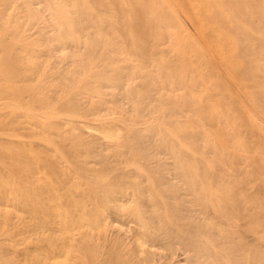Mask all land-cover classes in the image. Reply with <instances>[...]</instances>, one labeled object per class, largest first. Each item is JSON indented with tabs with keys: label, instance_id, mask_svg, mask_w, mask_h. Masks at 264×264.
<instances>
[{
	"label": "rangeland",
	"instance_id": "obj_1",
	"mask_svg": "<svg viewBox=\"0 0 264 264\" xmlns=\"http://www.w3.org/2000/svg\"><path fill=\"white\" fill-rule=\"evenodd\" d=\"M185 1H0V264H264V0Z\"/></svg>",
	"mask_w": 264,
	"mask_h": 264
},
{
	"label": "bare ground",
	"instance_id": "obj_2",
	"mask_svg": "<svg viewBox=\"0 0 264 264\" xmlns=\"http://www.w3.org/2000/svg\"><path fill=\"white\" fill-rule=\"evenodd\" d=\"M0 1H1V0H0ZM3 1H4V0H3ZM37 1H38V0H37ZM43 1L45 2V0H43ZM52 1H53V0H51L50 3H53ZM59 1H60V0H59ZM135 1H136V0H135ZM184 1H185V0H184ZM211 1H212V3H213V0H211ZM220 1H221V0H220ZM228 1H229V0H228ZM230 1H231V0H230ZM240 1H241V0H240ZM6 2H7V1H6ZM9 2H11V1H9ZM44 2H43V3H44ZM47 2H49V0H47ZM47 2H46V3H47ZM152 2H153V1H152ZM165 2H166L167 4H170V3H168L169 1H165ZM165 2H164V3H165ZM185 2L187 3V1H185ZM185 2H184V3H185ZM223 2H226V0L223 1ZM232 2H233V0H232ZM237 2H238V1H237ZM243 2H244V1H243ZM243 2H242V5L245 4V3L243 4ZM252 2H253V1H252ZM252 2H251V3H252ZM263 2H264V1H263ZM0 3H1V2H0ZM159 3H160V2H159ZM181 3H182V2H181ZM235 3H236V2L234 1V5H235ZM240 3H241V2H240ZM246 3H247V2H246ZM261 3H262V2H261ZM2 4L4 5L5 2H4V3H1V5H2ZM44 4H45V3H44ZM154 4H156V3H154ZM174 4H176L175 1H174ZM214 4H216V3H214ZM221 4H222V3H221ZM226 4L228 5V3H226ZM262 4H263V3H262ZM5 5H6V4H5ZM45 5H46V4H45ZM152 5H153V4H152ZM152 5H151L150 7H152ZM165 5H166V4H165ZM171 5H172V4H171ZM229 5H230V4H229ZM231 5H232V3H231ZM52 6H53V5H52ZM52 6H51V7H52ZM54 6H55V4H54ZM69 6H70V4H69ZM72 6H73V5H72ZM156 6H157V5H156ZM163 6H164V5H163ZM163 6H162V7H163ZM168 6H169V5H168ZM168 6H167V8H169ZM177 6H178V3H177ZM177 6H176V7H177ZM187 6H188V5H187ZM223 6H224V4H223ZM232 6H233V5H232ZM232 6H231V7H232ZM240 6H241V5H240ZM248 6H249V5H248ZM159 7H160V9H161V6H159ZM183 7L185 8V6H183ZM216 7H217V4H216ZM241 7H242V6H241ZM0 8H3V10H4V8H7V6H6V7H4V6L1 7V6H0ZM69 8H70V7H69ZM154 8H155V6H154ZM157 8H158V7H157ZM170 8H171V7H170ZM170 8H169V9H170ZM173 8H174V7H173ZM217 8H218V7H217ZM226 8H227V7H226ZM10 9H11V7H10ZM49 9H51V8H49ZM54 9H55V8H54ZM70 9H71V8H70ZM146 9H147V8H146ZM181 9H182V7H181ZM215 9H216V8H215ZM218 9H219V8H218ZM243 9H244V8H243ZM243 9H242V11H243ZM247 9H248V8H247ZM261 9H262V8H261ZM30 10H32V9H30ZM51 10H52V9H51ZM73 10H74V9H73ZM155 10H156V9H155ZM166 10H167V9H166ZM171 10H172V9H171ZM183 10H184V9H182V11H183ZM222 10H223V9H222ZM230 10H231V9H230ZM235 10L237 11V8H236V9L234 8V11H235ZM54 11H55V10H54ZM57 11H58V10H57ZM79 11H80V10H79ZM163 11H165V10L163 9ZM167 11H170V10H167ZM173 11H174V10H173ZM213 11L215 12L214 9H213ZM218 11H219V10H218ZM236 11H235V12H236ZM239 11H240V10H239ZM245 11H246V9H245ZM256 11H257V10H256ZM263 11H264V10H263ZM70 12H71V11H70ZM73 12H74V11H73ZM174 12H175V11H174ZM183 12H184V11H183ZM183 12H182V13H183ZM214 12H213V14H214ZM223 12H224V11H223ZM243 12H244V11H243ZM246 12H247V11H246ZM246 12H244V13H246ZM28 13H29V10H28ZM30 13H32V12H30ZM160 13H161V11H160ZM237 13H238V12H237ZM241 13H242V12H241ZM244 13H243V14H244ZM256 13H257V12H256ZM260 13H262V12L260 11ZM263 13H264V12H263ZM74 14H75V12H74ZM161 14H162V13H161ZM167 14H168V13H167ZM170 14H171V12H170ZM170 14H169V15H170ZM183 14H185V13H183ZM215 14H216V13H215ZM253 14H254V13H253ZM0 15H2V12H0ZM29 15H30V14H29ZM29 15H28V16H29ZM38 15H39V14H38ZM75 15H76V14H75ZM148 15H149V14H148ZM163 15H164V14H163ZM169 15H168V16H169ZM185 15H186V14H185ZM225 15H226V14H224V16H225ZM246 15H247V13H246ZM260 15H261V14H260ZM31 16H33V14H32ZM96 16H97V13H96ZM153 16H154V15H153ZM166 16H167V15H166ZM168 16H167V17H168ZM186 16H187V15H186ZM217 16H218V14L216 15V17H217ZM219 16H220V13H219ZM219 16L217 17L218 19L221 18V17H219ZM261 16H263V14H262ZM33 17H34V16H33ZM73 17H74V15H73ZM79 17H80V16H79ZM145 17H146V16H145ZM163 17H164V16H163ZM213 17H214V15H213ZM250 17H251V14H250ZM42 18H43V17H42ZM50 18H51V17H50ZM85 18H86L85 16L82 17L83 20H84ZM95 18H96V17H95ZM261 18H262V17H261ZM9 19H10V18H9ZM51 19H52V18H51ZM73 19H74V18H73ZM78 19H79V18H78ZM156 19H157V18H156ZM165 19H166V18H165ZM168 19H169V18H168ZM222 19H224V18H222ZM241 19H242V16H241ZM243 19H245V18L243 17ZM247 19H248V18H247ZM262 19H263L262 21L264 22V18H262ZM0 20H1V19H0ZM3 20H4V19H3ZM83 20L81 21V23L85 21V20H84V21H83ZM157 20L160 21V19H157ZM169 20H170V19H169ZM182 20H183V19L180 18V21H182ZM211 20H212V19H211ZM249 20H251V19L249 18ZM62 21H63V20H62ZM62 21H61L60 23H62ZM74 21H75V19H74ZM78 21H79V20H78ZM159 21H158V22H159ZM166 21H167V20H166ZM212 21H213V20H212ZM245 21H246V20H245ZM1 22H2V21H1ZM4 22L7 23V21H4ZM8 22H9V21H8ZM10 22H11V21H10ZM14 22H15V21H14ZM178 22H179V21H178ZM219 22H220V21H219ZM223 22H224V20H223ZM226 22H228V21H226ZM234 22H235V21H234ZM248 22H249V21L247 20V23H248ZM6 23H5V24H6ZM17 23H18V22H17ZM182 23H183V21H182ZM217 23H218V21H217ZM244 23H245V22H243L242 24H244ZM247 23H245V24H247ZM5 24H3V25H5ZM9 24H10V23H9ZM79 24H80V23H78V24L76 23V25H79ZM100 24H101V23H100ZM157 24H158V23H157ZM159 24H160V23H159ZM176 24H177V22L175 23V25H176ZM199 24H200V23H199ZM212 24H213V23H212ZM215 24H216V22H215ZM220 24H221V22H220ZM224 24H226V23H224ZM240 24H241V23H240ZM242 24H241V25H242ZM245 24H244V25H245ZM251 24H252V23H251ZM251 24H249V25H251ZM258 24H259V23H258ZM261 24H262V23H261ZM263 24H264V23H263ZM263 24H262V25H263ZM0 25H1V23H0ZM6 25H7V24H6ZM13 25H14V23H13ZM60 25H61V24H60ZM113 25H114V24H113ZM113 25H112V26H113ZM117 25H118V24H117ZM192 25H193V24H192ZM221 25H222V24H221ZM244 25H243V26H244ZM262 25H261V26H262ZM1 26H2V25H1ZM9 26H10V25H9ZM15 26H16V25H15ZM43 26H44V25H43ZM157 26L159 27L160 25H157ZM176 26H177V25H176ZM176 26H175V27H176ZM184 26H185V24H184ZM193 26H194V25H193ZM252 26H253V25H252ZM6 27H7V26H6ZM6 27H5V29H7ZM74 27H75V25H74ZM79 27H80V26H79ZM81 27H82V26H81ZM225 27H226V26H225ZM258 27H260V26H258ZM2 28H3V27H2ZM2 28H1V29H2ZM82 28H83V27H82ZM84 28H85V26H84ZM112 28H113V27H112ZM112 28H111V26H110V30H111L110 32H112V30H114V29H112ZM162 28H163V27H162ZM172 28H174V27H171V31L173 30ZM177 28H178V27H177ZM182 28H183V26H182ZM248 28H249V27H248ZM8 29H10V28L8 27ZM15 29H16V28H15ZM55 29H56V27H55ZM55 29H54V30H55ZM86 29H87V28H86ZM86 29H84V30H86ZM196 29H197V28H196ZM222 29H223V28H222ZM227 29H228V28H227ZM229 29H230V28H229ZM240 29H241V28H240ZM252 29H253V28H252ZM252 29H251V30H252ZM3 30H4V29H3ZM3 30H0V31L5 32V31H3ZM10 30H12V29H10ZM20 30H21V29H20ZM81 30H82V29H81ZM102 30H103V29H102ZM116 30H117V29H116ZM167 30H168V29H166V31H167ZM180 30H181V29H180ZM203 30H204V29H203ZM15 31L18 32L17 29H16ZM86 31H87V30H86ZM95 31H96V29H95ZM108 31H109V30H108ZM249 31H250V30H249ZM2 32H0V33L2 34ZM19 32H21V31H19ZM19 32H18V33H19ZM57 32H58V31H57ZM84 32H85V31H84ZM84 32H83V33H84ZM102 32H104V31H102ZM110 32H109V33H110ZM167 32H168V33H166V34L169 35V31H167ZM180 32H181V31H180ZM21 33H22V32H21ZM59 33H60V32H59ZM76 33H78V32H76ZM85 33H86V32H85ZM96 33H97V32H96ZM105 33H106V32H105ZM113 33H115V32L113 31ZM113 33H112V35H114ZM118 33H119V32H118ZM162 33H163V32H162ZM205 33H207V32H205ZM213 33H214V32H213ZM247 33H248V32H247ZM3 34H4V33H3ZM16 34H17V33H16ZM22 34H24V33H22ZM49 34H50V33H49ZM68 34H69V32H68ZM86 34H87V33H86ZM90 34L92 35V34H94V33H91V32H90ZM90 34H89V35H90ZM115 34H116V33H115ZM189 34H190V33H189ZM191 34H192V33H191ZM194 34H195V33H194ZM200 34H202V32H201ZM207 34H208V33H207ZM207 34H203V35H204V37H207V38L210 40V38H209V36H208ZM255 34H256V33H255ZM19 35H20V33H19ZM42 35H43V34H42ZM44 35H46V33H45ZM47 35H48V34H47ZM56 35H57V33H56ZM59 35H62V34H59ZM59 35H58V36H59ZM81 35H83V34L81 33ZM81 35H79V36H81ZM110 35H111V34H110ZM126 35H127V34H126ZM159 35H160V34H159ZM164 35H165V33H164ZM206 35H207V36H206ZM251 35H252V34H251ZM16 36H17V35H16ZM74 36H75V35H74ZM87 36H88V35H87ZM166 36H167V35H166ZM191 36H192V35H191ZM197 36H198V35H197ZM23 37H24V36H22V38H23ZM25 37H26V35H25ZM25 37H24V38H25ZM27 37H30V36H27ZM66 37H67V35H66ZM113 37H114V36H113ZM113 37H112V38H113ZM121 37H122V36H121ZM179 37H180V36H179ZM257 37H258V36H257ZM257 37H256V38H257ZM114 38H117V35H116V37H114ZM124 38H125V37H124ZM164 38H165V37H164ZM166 38H168V37H166ZM181 38H182V35H181ZM192 38L195 40L194 36H192ZM57 39H58V37H57ZM81 39H82V38H81ZM119 39H120V38H119ZM203 39L205 40V38H203ZM253 39H254V38H253ZM258 39H259V38H258ZM64 40H65V39H64ZM113 40H115V39H112L111 42H114ZM169 40H170V39H169ZM189 40H190V39H189ZM200 40H201V39H200ZM213 40H214V39H213ZM251 40H252V37H251ZM54 41H55V40H54ZM65 41H66V40H65ZM106 41H108V40H106ZM115 41H117V40H115ZM206 41H207V40H206ZM206 41H205V42H206ZM261 41H262V40H261ZM62 42H63V41H62ZM111 42H110V43H111ZM124 42H125V41H124ZM195 42H196V40H195ZM64 43H65V42H64ZM69 43H71V42H69ZM115 43H116V42H115ZM119 43H120V41H119ZM126 43H127V42H126ZM262 43H263V42H262ZM113 44H114V43H113ZM122 44H123V43L121 42V45H122ZM203 44H204V43H203ZM207 44H208V42H207ZM263 44H264V43H263ZM104 45H105V44H104ZM111 45H112V43H111ZM117 45H118V44H117ZM119 45H120V44H119ZM119 45H118V46H119ZM195 45H196V43H195ZM209 45H210V44H209ZM23 46H25V45H23ZM114 46H116V45H114ZM197 46H198V42H197ZM200 46L202 47L203 45L201 44ZM213 46H214V44H213ZM261 46H262V44H261ZM18 47H19V46H18ZM20 47H21V46H20ZM26 47H27V46H26ZM116 47H117V46H116ZM116 47H115V48H116ZM208 47H209V46H208ZM250 47H251V46H250ZM262 47H263V46H262ZM21 48H22V47H21ZM105 48H106V47H105ZM120 48L123 50L122 47H119V49H120ZM125 48H127V47H125ZM205 48H206V47H205ZM51 49H52V48H51ZM119 49H118V47H117V50H118V51H121V49H120V50H119ZM196 49H197V48H196ZM199 49L201 50L200 47H199ZM202 49H203V48H202ZM206 49H207V48H206ZM209 49H210V48H209ZM259 49H260V48H259ZM126 50H127V49H126ZM193 50H194V48H193ZM212 50H213V49H212ZM64 51H65V50H64ZM118 51H117V52H118ZM123 51H124V50H123ZM197 51H198V50H197ZM201 51H202V50H201ZM201 51H200V52H201ZM204 51H205V50H204ZM210 51H211V50H210ZM260 51H261V49L259 50V52H260ZM34 52H35V51H34ZM37 52H38V51H37ZM37 52H36V55H37ZM124 52H125V51H124ZM127 52H128V51H127ZM195 52H196V51H195ZM237 52H238V51H237ZM237 52H236V53H237ZM118 53H119V52H118ZM121 53H122V52H121ZM125 53H126V52H125ZM125 53H124V54H125ZM208 53H209V52H208ZM208 53H206V54H208ZM214 53H215V52H214ZM19 54L21 55L20 52H19ZM34 54H35V53H34ZM119 54H120V53H119ZM128 54H129V53H128ZM128 54H127L126 56H129ZM201 54H202V53H201ZM204 54H205V53H204ZM20 55H19V56H20ZM122 55H123V53H122ZM202 55H203V54H202ZM120 56H121V54H120ZM209 56H210V55H209ZM212 56H213V55H212ZM217 56H218V55H217ZM236 56H238V54H237ZM20 57H21V56H20ZM23 57H24V56H22V58H23ZM124 57H125V56H124ZM124 57H123V58H124ZM218 57H219V56H218ZM29 58H30V57H29ZM120 58H122V57H120ZM126 58H127V57H126ZM128 58H129V57H128ZM128 58H127V60H128ZM206 58H207V56H206ZM210 58L212 59V57H210ZM215 58H216V57H215ZM224 58H225V57H224ZM218 59H219V58H218ZM20 60H21V59H20ZM116 60H118V57L116 58ZM119 60H120V59H119ZM123 60H125V59H123ZM130 60H131V59H130ZM220 60H221V59H220ZM21 61H22V60H21ZM26 61L28 62L27 59H26ZM215 61H216V60H215ZM215 61H214V62H215ZM83 62H85V61H83ZM133 62H135V61H133ZM212 62H213V61H212ZM220 62H222V61H220ZM256 62H257V61H256ZM35 63H36V62H35ZM114 63H115V62H114ZM117 63H118V62H117ZM126 63H127V62H126ZM135 63H136V62H135ZM209 63H210L211 65L214 64V63H211L210 61H209ZM209 63H208V64H209ZM26 64H27V63H26ZM29 64H30V63H29ZM29 64H27V65H29ZM38 64H39V63H38ZM111 64H113V63H111ZM130 64H131V63H130ZM177 64H178V63H177ZM221 64H222V63H221ZM261 64H262V63H261ZM31 65H32V64H31ZM31 65L28 66V67H32ZM127 65H128V63H127ZM222 65H223V64H222ZM258 65H259V64H258ZM21 66H23V64H22ZM178 66H179V65H178ZM214 66H216V65H214ZM255 66H256V65H255ZM125 67H126V65H125ZM182 67H183V66H182ZM217 67H218V66H217ZM259 67H260V66H259ZM24 68H25V67H24ZM35 68H36V67H35ZM127 68H128V67H127ZM180 68H181V67H180ZM176 69H177V67H176ZM181 69H182V68H181ZM255 69H258V68H255ZM260 69H261V68H260ZM260 69H259V70H260ZM263 69H264V68H263ZM21 70H22V69H21ZM25 70H26V69H25ZM31 70H32V69H31ZM123 70H124V69H123ZM129 70H130V69H129ZM226 70H227V69H226ZM226 70H225V71H226ZM234 70H235V69H233V71H234ZM29 71H30V70H29ZM29 71H28V72H29ZM177 71H180V70H177ZM23 72H24V71H23ZM31 72H32V71H31ZM131 72H132V71H131ZM131 72H130V73H131ZM229 72H230V71H228V73H229ZM260 72H262V71H260ZM33 73H34V71H33ZM123 73H124V72H123ZM29 74L32 75L31 73H29ZM222 74H223V73H222ZM25 75H26V73H25ZM25 75H24V76H25ZM123 75H124V74H123ZM34 76H35V75H34ZM121 76H122V74H121ZM28 78H31V76L28 77ZM35 78H36V76H35ZM232 78H233V77H232ZM23 79L26 80L27 77H26V79H25V77H24ZM33 79H34V77H33ZM33 79H32V81H33ZM68 79H69V78H68ZM104 79H106V78H104ZM122 79H123V77H122ZM125 79H126V78H125ZM125 79H124V80H125ZM100 80H101V79H100ZM127 80H128V79H127ZM130 80H131V79H130ZM181 80H182V78H181ZM185 80H187V79H184V80H182V81L184 82ZM191 80H192V79H191ZM233 80H234V79H233ZM28 81H29V80H28ZM97 81H99V80H97ZM188 81H190V80H188ZM5 82H6V81H5ZM5 82H4V83H5ZM22 82H25V81L22 80ZM29 82H30V81H29ZM87 82H88V80H87ZM91 82H92V81H91ZM101 82H102V81H101ZM125 82H127V81H125ZM134 82H135V81H134ZM94 83H95V82H94ZM104 83H105V82H104ZM186 83H187V81H186ZM190 83H191V82H190ZM190 83H189V84H190ZM222 83H225V82L223 81ZM163 84L166 85L165 83H163ZM189 84L187 83L186 86L189 85ZM225 84H226V83H225ZM5 85H8V84H5ZM9 85H10V84H9ZM9 85H8V86H9ZM180 85H182V84H180ZM237 85L239 86V84H237ZM29 86H30V85H29ZM31 86H33V85H31ZM34 86H35V85H34ZM34 86H33V87H34ZM87 86H88V85H87ZM186 86L184 87V85H183V86H181V87H182V89H185ZM26 87H27V86H26ZM33 87H32V89H33ZM36 87H37V86H36ZM108 87H109V86H108ZM110 87H111V86H110ZM119 87H121V86H119ZM183 87H184V88H183ZM187 87H188V86H187ZM225 87H226V86H225ZM6 88H7V86H6ZM11 88H12V86H11ZM14 88H16V87H14ZM18 88H19V87H18ZM30 88H31V87H30ZM72 88H73V87H72ZM98 88H99V87H98ZM106 88H107V87H106ZM234 88H235V86H234ZM4 89H5V88H4ZM34 89H35V88H34ZM86 89H87V88H86ZM94 89H95V88H94ZM99 89H100V88H99ZM22 90H23V89H22ZM26 90H27V89H26ZM30 90H31V89H30ZM35 90H36V89H35ZM35 90L32 92V94H34ZM40 90H41V89H40ZM90 90H91V89H90ZM194 90H195V89H194ZM226 90H228V89H226ZM239 90H240V89H239ZM1 91H2V90H1ZM18 91H19V94H20V90H17L16 92H18ZM31 91H32V90H31ZM85 91H86V90H85ZM200 91H201V90H200ZM237 91H238V90H237ZM242 91H243V90H242ZM244 91H245V90H244ZM6 92H7V91H6ZM14 92H15V91H14ZM16 92H15V93H16ZM43 92H44V91H43ZM171 92H172V91H171ZM192 92H193V89H192ZM194 92H195V91H194ZM201 92H202V91H201ZM0 93H1V92H0ZM3 93H4V92H2V94H3ZM23 93H29V91L27 92V91H24V90H23ZM23 93H22V95H23ZM35 93H37V92H35ZM38 93H40L39 89H38ZM44 93H45V92H44ZM49 93H50V92H49ZM57 93H58V92L55 93V96H56ZM80 93H81V92H80ZM84 93H85V92H84ZM87 93H88V92H87ZM93 93H94V92H93ZM196 93H197V92H196ZM202 93H203V92H202ZM202 93H200V94H202ZM232 93H234V92H232ZM245 93H246V92H245ZM248 93H249V92H247V95H248ZM4 94H6V93H4ZM7 94H8V92H7ZM41 94H42V91H41ZM45 94H47V93H45ZM52 94L54 95V93H52ZM193 94H194V93H193ZM242 94L244 95V93H242ZM10 95H11V93H10ZM10 95H9V97H10ZM24 95L26 96V94H24ZM27 95H28V94H27ZM49 95H50V94H49ZM78 95H79V94H78ZM85 95H86V94H85ZM89 95H90V94H89ZM237 95L240 96V94H237ZM252 95H253V94H252ZM259 95H260V94H259ZM14 96H16V94H15ZM14 96L12 95V97H14ZM29 96H30V95H29ZM73 96H74L75 99H77V98H82V97L84 98V96H82V95H81V97H80V96L77 97V96H75V94H73ZM91 96H92V95H91ZM202 96H203V95H202ZM239 96H238V97H239ZM263 96H264V95H263ZM263 96H262V97H263ZM19 97H21V96H19ZM19 97L17 96L16 98H19ZM27 97H28V96H27ZM30 97H32V96H30ZM33 97H34V96H33ZM41 97H42V96H41ZM49 97H51V96H49ZM76 97H77V98H76ZM95 97H96V95H95ZM192 97H193V96H192ZM194 97H195V96H194ZM198 97H199V96H198ZM232 97H233V96H232ZM234 97H235V96H234ZM245 97H246V96H245ZM6 98L8 99V95H7ZM10 98H11V97H10ZM36 98H37V97L35 96L34 99H36ZM57 98H58V97H57ZM86 98H88V97H86ZM89 98H91V97H89ZM230 98H231V97H230ZM230 98H229V99H230ZM239 98H240V97H239ZM246 98H247V97H246ZM251 98L254 99V97H251ZM7 99H6V101H7ZM11 99H12V98H11ZM14 99H15V98H13V100H14ZM25 99H26V98H23V101H24ZM39 99H42V98H39ZM39 99L37 100L38 102L41 101V100H39ZM43 99H44V98H43ZM53 99H54V98H53ZM100 99H101V98H100ZM192 99H193V98H192ZM203 99H204V98H203ZM249 99H250V98H249ZM253 99H252V100H253ZM15 100H16V99H15ZM20 100H22V98H21ZM28 100H29V99H28ZM32 100H33V99H32ZM45 100H46V99H45ZM45 100H44V101H45ZM73 100H74V99H73ZM79 100H80V99H78V101H79ZM92 100H93V98H92ZM95 100H96V99H95ZM97 100L99 101L98 98H97ZM250 100H251V99H250ZM3 101H4V99H3ZM8 101H9V100H8ZM29 101H30V100H29ZM52 101H53V100H52ZM57 101H58V99H57ZM75 101H76V100H75ZM83 101H84V100H83ZM87 101H88V100H87ZM101 101H102V100H101ZM195 101H196V100H194V102H193L194 104H195ZM203 101H204V100H203ZM18 102H19V101H18ZM79 102H82V101H79ZM197 102H198V101H197ZM248 102H249V101H248ZM24 103H25V102H24ZM27 103H29V102L27 101L25 104H27ZM32 103H33V102H32ZM34 103H35V102H34ZM36 103H37V102H36ZM66 103H67V102H66ZM66 103H65V104H66ZM94 103H95V102H94ZM96 103H97V101H96ZM96 103H95V104H96ZM199 103H200V102H199ZM199 103H198V104H199ZM203 103H204V102H203ZM22 104H23V103H22ZM38 104H39V103H38ZM62 104H63V103H62ZM97 104H98V103H97ZM97 104H96V105H97ZM101 104H102V102H101ZM103 104H104V103H103ZM105 104H107V103H105ZM204 104H205V103H204ZM20 105H21V104H20ZM28 105H29V104H28ZM30 105H31V103H30ZM33 105H35V104H33ZM67 105H68V104H67ZM79 105H80V104H79ZM201 105H202V104H201ZM4 106H6V105H4ZM65 106H66V105H65ZM65 106H64L63 109L66 108ZM80 106H81V105H80ZM84 106L86 107V105H84ZM205 106H206V105H205ZM242 106H244V105H242ZM17 107H18V106H17ZM40 107H41V106H40ZM61 107H62V106H61ZM61 107H60V110L62 109ZM94 107H96V106H94ZM98 107H99V106H98ZM101 107H103V106L101 105ZM202 107H204V106H202ZM36 108H38L37 105H36ZM44 108H46V107H44ZM44 108H43V109H44ZM58 108H59V107H58ZM86 108H88V107H86ZM90 108H91V107H90ZM206 108H207V107H206ZM210 108H211V107H210ZM210 108H209V110H210ZM242 108H243V107H242ZM21 109H22V107H21ZM21 109H19V110H21ZM40 109H41V108H40ZM92 109H94V108H92ZM244 109H245V108L241 109V111H243ZM13 110H14V109H13ZM47 110H48V109H47ZM55 110H56V109H55ZM58 110H59V109H58ZM94 110H95V109H94ZM94 110H91V113H92ZM17 111H18V109H17ZM22 111H23V109H22ZM64 111H65V110H64ZM70 111H71V110H70ZM89 111H90V110H89ZM98 111H99V110H98ZM244 111H247V110H244ZM8 112H9V111H8ZM11 112H12V111H11ZM27 112H28V111H27ZM35 112H36V111H35ZM62 112H63V111H62ZM67 112H68V110H67ZM67 112H66V113H67ZM75 112H76V111H75ZM101 112H102V111H100V112H98V113L100 114ZM24 113H26V112H24ZM37 113H39V112H37ZM45 113H46V112H45ZM50 113H51V112H50ZM60 113H61V112H60ZM71 113H72V111H71ZM88 113H89V112H88ZM91 113H89V114H91ZM93 113H94V112H93ZM96 113H97V112H96ZM107 113H108V112H107ZM212 113H213V112H212ZM26 114H27V113H26ZM30 114H31V113H30ZM39 114H41V113H39ZM69 114H70V112H69ZM242 114H243V113H242ZM37 115H38V114H37ZM74 115H75V114H74ZM76 115H79V114H76ZM105 115H106V114H104V116H105ZM214 115H215V114H214ZM17 116H19V115H17ZM17 116H16V117H17ZM40 116H41V115H40ZM88 116H89V115H88ZM90 116H91V115H90ZM94 116H95V118H98L96 115L93 114V117H94ZM215 116H216V115H215ZM13 117L15 118V116H13ZM13 117H12V118H13ZM34 117H35V116H34ZM36 117H37V116H36ZM47 117H48V116H47ZM49 117H51V116H49ZM58 117H59V116H58ZM62 117H64V116H62ZM80 117H81V116H80ZM105 117H108V116H105ZM105 117H104V118H105ZM212 117H213V116H212ZM45 118H46V116L43 118V120H44ZM60 118H61V116H60ZM65 118H66V117H65ZM72 118H73V117H72ZM77 118H78V117H76V119H77ZM83 118H84V117H83ZM86 118H87V117L85 116V119H86ZM90 118H91V117H90ZM247 118H248V117H247ZM24 119H25V118H24ZM35 119H36V118H35ZM40 119H41V117H40ZM46 119H47V118H46ZM74 119H75V118H74ZM88 119H89V118H87V120H88ZM93 119H94V118H93ZM109 119H110V118H109ZM252 119H253V118H252ZM3 120H4V119H3ZM22 120H23V119H22ZM29 120H30V119H29ZM60 120H63V119H60ZM79 120H80V119H79ZM81 120H82V119H81ZM87 120H86V121H87ZM91 120H92V119H91ZM97 120L99 121V119H97ZM100 120H101V119H100ZM248 120H250V118H248ZM16 121H17V120H16ZM23 121H24V120H23ZM23 121H22V122H23ZM38 121H40V120H38ZM47 121H48V120H47ZM93 121H94V120H93ZM95 121H96V120H95ZM255 121H256V120H255ZM18 122H19V121H18ZM25 122H26V121H25ZM52 122H53V121H52ZM52 122H50V123H52ZM58 122H60V121H58ZM109 122H110V121H109ZM250 122H251V121H250ZM26 123H27V122H26ZM60 123H61V122H60ZM60 123H59V124H60ZM90 123H91V122H90ZM19 124H20V123H19ZM23 124H25V123H23ZM52 124H54V123H52ZM59 124H57V125L60 127V126H61L62 124H64V123H62L61 125H59ZM79 124H80V123H79ZM79 124H77V127L79 126ZM115 124H116V123H115ZM2 125H3V124H2ZM21 125H22V124H21ZM21 125H20V126H21ZM27 125H28V123L26 124V126H27ZM57 125H56V126H57ZM80 125H81V124H80ZM92 125H93V123H92ZM106 125H107V124H106ZM106 125H105V126H106ZM124 125H125V124H124ZM28 126H29V125H28ZM56 126H53V128L56 127ZM64 126H65V125H64ZM83 126H84V125L82 124V127H83ZM85 126H86V125H85ZM101 126H103V125H101ZM108 126H109V125H108ZM125 126H126V125H125ZM256 126H257V125H256ZM24 127H25V126H24ZM30 127H31V126H30ZM51 127H52V125H51ZM62 127H63V125H62ZM126 127H127V126H126ZM252 127H253V126H252ZM35 128L37 129V127H35ZM68 128H70V130L72 129V127L69 126V125H68ZM78 128H79V127H78ZM80 128H81V127H80ZM84 128H85V127H84ZM123 128H125V127H123ZM40 129H41V127H40ZM51 129H52V128H51ZM56 129H57V128H56ZM60 129H61V127H60L59 129H57V131L60 130ZM85 129H86V128H85ZM85 129H84V130H85ZM27 130H28V129H27ZM30 130H33L32 127L30 128ZM41 130H42V129H41ZM48 130H49V129H48ZM48 130H47V131H48ZM77 130H79V129H77ZM86 130H87V129H86ZM86 130H85V131H86ZM206 130H207V129H206ZM212 130H214V129H212ZM262 130H263V129H262ZM21 131H22V130H21ZM23 131H25V130H23ZM36 131L39 133V130H36ZM45 131H46V130H45ZM52 131L54 132V129H53ZM52 131H50V132L52 133ZM57 131H56V132H57ZM80 131H81V130H80ZM96 131H97V130H96ZM118 131H119V130H118ZM209 131H210V130H209ZM209 131L207 130V132H209ZM215 131H216V130H215ZM215 131H214V132H215ZM257 131H258V130H257ZM30 132H31V131H30ZM33 132H34V131H33ZM61 132H62V131H61ZM70 132L73 133V131H70ZM70 132H69L68 134H70ZM86 132H89V130H87ZM91 132H92V131H91ZM91 132H90V133H91ZM124 132H125V131H124ZM203 132H204V131H203ZM212 132H213V131H212ZM216 132L219 133L218 130H217ZM216 132H215V133H216ZM262 132H263L262 134H264V131H262ZM27 133H29V132H27ZM59 133H60V132L58 131V132L56 133V135L59 134ZM72 133H71V134H72ZM96 133H97V132H96ZM1 134H2V133H1ZM52 134H53V133H52ZM52 134H51V137H53V135L56 136L55 134H53V135H52ZM63 134H64V133H63ZM63 134H62V135H63ZM65 134H66V133H65ZM71 134H70V135H71ZM86 134H87V133H86ZM123 134H124V133H123ZM204 134H208V133L204 132ZM260 134H261V132H260ZM260 134H259V135H260ZM32 135H33V134H32ZM42 135H43V134H42ZM49 135H50V134H49ZM59 135H60V134H59ZM94 135H95V136H94ZM94 135L92 134L91 136H92V137H93V136L96 137V134H94ZM98 135H99V134H98ZM100 135H101V134H100ZM108 135H109V134H108ZM208 135H210V137L207 138V141L209 140V138H211V137L213 136V134H210V132H209ZM211 135H212V136H211ZM214 135H216V134H214ZM3 136H4V135H3ZM91 136H90V137H91ZM218 136H220V133L218 134ZM16 137H17V136H16ZM49 137H50V136H49ZM56 137H60V136L57 135ZM62 137H63V136H62ZM94 137H93V138H94ZM102 137H103V136H102ZM104 137H105V136H104ZM104 137H103V138H104ZM108 137H109V136H108ZM119 137H121V136H119ZM124 137H125V136H124ZM99 138H100V137L98 136V139H99ZM105 138H106V137H105ZM263 138H264V137H263ZM4 139H5V138H4ZM95 139H96V138H95ZM98 139H96V140H98ZM100 139H101V138H100ZM100 139H99V140H100ZM118 139H120V138H118ZM123 139H124V138H123ZM9 140H10V139H9ZM87 140H88V139H87ZM109 140H110V139H109ZM121 140H122V138H121ZM211 140L214 141V139H211ZM93 141H94V140H93ZM118 141H119V140H118ZM215 141H216V139H215ZM215 141H214V142H215ZM218 141H219V140H218ZM37 142H38V141H37ZM37 142H36V143H37ZM83 142H84V141H83ZM86 142L89 143V141H86ZM121 142H122V141H121ZM210 142H211V141H210ZM214 142H213V143H214ZM220 142H221V141H220ZM220 142H219V144H220ZM7 143H8V142H7ZM39 143H40V142H39ZM39 143L36 144V145H39ZM94 143H95V142H94ZM118 143H119V142H118ZM118 143L116 142L115 144H117V146H118ZM211 143H212V142H211ZM80 144H81V143H80ZM84 144H85V143H84ZM84 144H83V146H84ZM107 144H108V143H107ZM119 144H121V143H119ZM219 144H218V145H219ZM223 144H224V143H223ZM223 144L221 143V145H219V146H222ZM40 145L43 146L44 144H40ZM45 145H46V144H45ZM92 145H93V143H92ZM87 146H88V145H87ZM94 146H95V145H94ZM94 146H92V147H94ZM115 146H116V145H115ZM117 146H116V147H117ZM214 146L217 147L215 144H214ZM39 147H40V146H39ZM44 147H45V146H44ZM44 147H42V148H44ZM47 147H49V146H47ZM85 147H86V146H85ZM92 147H91V145H90V148L87 147V151L90 150V149H92ZM112 147H114V146H112ZM112 147H111V148H112ZM94 148H95V147H94ZM1 149H2V148H1ZM47 149H48V148H47ZM49 149H50V148H49ZM49 149H48V150H49ZM220 149H222V147H221ZM23 150H24V149H23ZM23 150L21 149V151H23ZM82 150H83V149H82ZM94 150H95V149H94ZM3 151H4V150H3ZM28 151H29V150H28ZM28 151H27V154H28ZM4 152H5V151H4ZM23 152H24V151H23ZM23 152H21V153H23ZM48 152H49V151H48ZM51 152H52V151H51ZM88 152H89V151H88ZM88 152H87V153H88ZM92 152H96V151H93V150H92ZM87 153H86V154H87ZM92 154H93V153H92ZM17 155H18V154H17ZM23 155H25V154L23 153ZM90 155H91V154H90ZM25 156H27V155H25ZM93 156H94V155H93ZM23 157H24V156H23ZM27 157H28V156H27ZM29 157H30V156H29ZM31 158H32V156H31ZM30 160H31V159H30ZM32 160H33V159H32ZM82 162H83V161H82ZM24 163H25V162H24ZM21 165H22V164H21ZM19 170H20V169H19ZM37 170H38V169H37ZM22 171H23V170H22ZM63 171H64V170H63ZM35 172H36V171H35ZM37 172H38V171H37ZM33 173H34V172H33ZM33 173H32V176H33ZM42 173H43V170H42ZM141 173H142V172H141ZM34 174H35V173H34ZM36 174H37V173H36ZM38 174H39V172H38ZM43 174H44V173H43ZM7 175H8V174H7ZM84 175H85V174H84ZM88 175H89V174H88ZM116 175H117V174H116ZM30 176H31V175H30ZM34 176H35V175H34ZM39 176H40V175H39ZM41 176H44V175L41 174ZM35 177H38V175L35 176ZM53 177H54V176H53ZM9 178H10V177H9ZM32 178H33V177H32ZM42 178H43V177H42ZM34 179H35V178H34ZM38 179H39V178H38ZM59 179H60V178H59ZM96 179H97V178H96ZM101 179H102V178H101ZM124 179H125V178H124ZM35 180H36V182H37V179H35ZM35 180H34V181H35ZM40 180H41V179H40ZM42 180H43V183H45L46 179H42ZM44 180H45V181H44ZM77 180H78V179H77ZM114 180H115V179H114ZM121 180H122V179H121ZM21 181H22V180H21ZM23 181H24V180H23ZM28 181H31V180H27V182H28ZM38 182H39V181H38ZM56 182H57V181H56ZM60 182H61V181H60ZM101 182H102V181H101ZM115 182H116V181H115ZM125 182H126V181H125ZM13 183H14V182H13ZM40 183H41L40 185H43V184H42V181H41ZM61 183H62V182H61ZM69 183H70V182H69ZM72 183H74V181H73ZM81 183H82V182H81ZM107 183H108V182H107ZM109 183L111 184V182H109ZM122 183H123V182H122ZM1 184H2V183H1ZM4 184H5V182H4ZM6 184H7V183H6ZM29 184H30V183H29ZM45 184H47V182H46ZM57 184H58V183H57ZM77 184H78V183H77ZM114 184H115V183H114ZM128 184H129V183H127V185H128ZM7 185H8V184H7ZM31 185H32V184H31ZM38 185H39V183H38ZM38 185H37V186H38ZM48 185H49V184H48ZM48 185H47V188H48ZM85 185H86V184H84V186H85ZM97 185H98V184H97ZM108 185H109V184H108ZM115 185H117V183H116ZM132 185H133V184H132ZM11 186H12L11 188H15L16 185L14 186V184H13V185H11ZM13 186H14V187H13ZM21 186H22V185H21ZM65 186H66V185H65ZM79 186H80V185H79ZM81 186H83V184H82ZM117 186H118V185H117ZM123 186H124V185H122V187H123ZM130 186H131V184H130ZM1 187H3V186H1ZM4 187H5V189H6L7 186H4ZM38 187H39V186H38ZM42 187H43V186H42ZM44 187H46V186H44ZM87 187H88V185H87ZM104 187H105V186H104ZM112 187H114V186H112ZM112 187H111V188H112ZM118 187H119V186H118ZM122 187H120V188H122ZM124 187H125V186H124ZM124 187H123V189H124ZM131 187H132V186H131ZM92 188H93V187H92ZM128 188H130V187H128ZM1 189H2V188H1ZM8 189H10L9 186H8ZM26 189H27V188H26ZM28 189H29V188H28ZM28 189H27V190H28ZM48 189H50V188H48ZM98 189H99V188H98ZM114 189H115V188H114ZM123 189H122V190H123ZM125 189H126V188H125ZM125 189H124V191H125ZM3 190H4V188H3L2 190H0V191H3ZM14 190H16V189H14ZM18 190H19V189H18ZM18 190H17V193H18ZM39 190H40V189H39ZM44 190H46V189H44ZM95 190H96V188H95ZM106 190H109V187H108ZM111 190H112V189H111ZM111 190H110V191H111ZM10 191H12V190H10ZM10 191L7 190L6 192H8V194L10 195V193H9ZM40 191L43 192V190H40ZM49 191H52V190L50 189V190H48V192H49ZM93 191H94V190H93ZM93 191H92V192H93ZM128 191H130V190H128ZM131 191H132V189H131ZM131 191H130V192H131ZM141 191H142V190H141ZM141 191H140V192H141ZM20 192H21V191H20ZM20 192H19V193H20ZM28 192H29V191H28ZM42 192H41V193L39 192V193L42 194ZM45 192H46V191H45ZM107 192H109V191H107ZM114 192H115V191H114ZM120 192H121V191H120ZM210 192H211V191H210ZM4 193H5V191H4ZM25 193H26V192H25ZM30 193H31V192H30ZM32 193H33V190H32ZM37 193H38V192H37ZM52 193H53V191H52ZM54 193H55V191H54ZM70 193H71V192H70ZM104 193H105V192H104ZM109 193H110V192H109ZM109 193H108V194H109ZM116 193H117V191H116ZM125 193H126V192H125ZM128 193H129V192H128ZM143 193H144V192H143ZM213 193H214V192H213ZM27 194H28V193H27ZM49 194H50V193H48V195H49ZM88 194H89V193H88ZM96 194H97V193H96ZM215 194H216V192H215ZM18 195H19V194H18ZM23 195H24V193H23ZM30 195H31V194H30ZM53 195H54V194H53ZM125 195H126V194H125ZM127 195H128V194H127ZM132 195H133V194H132ZM138 195L140 196L141 193H140V194L138 193ZM138 195H137V196H138ZM49 196H50V195H49ZM80 196H81V195H80ZM95 196H97V195H95ZM102 196H103V194H102ZM105 196H106V195H105ZM107 196H110V195H107ZM121 196L123 197V195H121ZM142 196H143V194H142ZM142 196H141V198H142ZM148 196H150V195H148ZM212 196H213V194H212ZM15 197H16V196H15ZM17 197H18V196H17ZM17 197L14 198V201H13V202H16L15 199H17ZM20 197H21V196H19V198H20ZM39 197H41V196L39 195ZM47 197H48V196H47ZM47 197H45V198H47ZM51 197H52V194H51ZM53 197H54V196H53ZM111 197H112V196H111ZM125 197H126V196H125ZM3 198H4V197H3ZM32 198H34V197H32ZM48 198H49V197H48ZM58 198H59V197H58ZM70 198H71V197H70ZM76 198H77V197H76ZM78 198H79V197H78ZM136 198H137V197H136ZM145 198H146V196H145ZM156 198H157V197H156ZM12 199H13V198H12ZM50 199H51V198H50ZM99 199H101V198H99ZM103 199H105V197H103ZM109 199H110V198H109ZM9 200H10V199H9ZM34 200H35V199H34ZM44 200H45V199H44ZM54 200H55V199H54ZM72 200H73V199H72ZM143 200H144V199H143ZM26 201H27V200H26ZM46 201H48V200H46ZM49 201H51V200H49ZM49 201H48V203H50ZM52 201H53V199H52ZM55 201H56V202H55ZM55 201H53V202L57 203V199H56ZM84 201H85V200H84ZM121 201H122V200H121ZM148 201H149V200H148ZM9 202H10V201H9ZM19 202H20V201H19ZM22 202H23V201H22ZM42 202H43V201H42ZM125 202H126V201H125ZM141 202L144 203V201H141ZM141 202H140V204H141ZM146 202H147V201H146ZM7 203H8V201H7ZM17 203H18V199H17ZM23 203H24V202H23ZM25 203H26V202H25ZM44 203H45V202H44ZM55 203H54V204H55ZM109 203H111V201H109ZM109 203H108V204H109ZM123 203H124V202H123ZM126 203H127V202H126ZM11 204H12V203H11ZM13 204H14V203H13ZM26 204H27V203H26ZM84 204H85V202H84ZM105 204H106V203H105ZM105 204H104V205H105ZM117 204H118V203H117ZM127 204H128V203H127ZM137 204H138V202L135 203V205H137ZM17 205H18V204H17ZM17 205H16V206H17ZM27 205H28V204H27ZM32 205L34 206V204H32ZM32 205H31V207H32ZM36 205H37V204H36ZM125 205H126V204H125ZM135 205H134V206H135ZM2 206H3V205H2ZM13 206H14V205H13ZM23 206H24V204H23ZM40 206H41V205H40ZM47 206H48V205H47ZM50 206H51V205H50ZM89 206H90V205H89ZM117 206H118V205H117ZM117 206H116V207H117ZM119 206H120V205H119ZM127 206H128V205H127ZM129 206H130V204H129ZM129 206H128V207H129ZM140 206H141V205H140ZM145 206H146V205H144V207H145ZM14 207H15V206H14ZM17 207H18V206H17ZM20 207H21V204H20ZM24 207H25V206H24ZM31 207H30V208H31ZM86 207H87V205H86ZM109 207H110V206H109ZM144 207H143V208H144ZM152 207H153V206H152ZM0 208H1V207H0ZM11 208H12V207H11ZM25 208H26V207H25ZM25 208H24V209H25ZM38 208H39V207H38ZM47 208H48V207H46V209H47ZM51 208H53V206H52ZM69 208H71V207H69ZM119 208H120V207H119ZM143 208H142V209H143ZM149 208H150V207H149ZM1 209H2V208H1ZM5 209H6V208H5ZM33 209H34V208H33ZM33 209L31 208V210H33ZM49 209H50V208H49ZM49 209H48V210H49ZM55 209H56V208L54 207V210H55ZM67 209H68V208H67ZM133 209H134V208H133ZM153 209H154V208H153ZM10 210H11V209L9 208V211H10ZM20 210H21V209H20ZM34 210H35V209H34ZM37 210H38V209H37ZM37 210H36V211H37ZM39 210H40V208H39ZM60 210H61V209H60ZM68 210H69V209H68ZM70 210H71V209H70ZM70 210H69V212H70ZM108 210H112V209H108ZM108 210H107V211H108ZM140 210H141V208H140ZM11 211H12V210H11ZM27 211H28V209H27ZM43 211H44V206H43ZM102 211H103V210H102ZM118 211H119V210H118ZM138 211H139V210H138ZM12 212H13V211H12ZM21 212H22V210H21ZM28 212H29V211H28ZM33 212H35V211H33ZM33 212H32V213H33ZM41 212H42V211H41ZM52 212H54V211H52ZM66 212H68V211L66 210ZM71 212H72V211H71ZM71 212H70V213H71ZM80 212H81V210H80ZM83 212H84V211H83ZM88 212H90V211H88ZM32 213H29V214L32 215ZM35 213L37 214L38 211L35 212ZM46 213H47V212H46ZM91 213H92V212H91ZM138 213H139V212H138ZM144 213H145V209H144ZM144 213H143V214H144ZM1 214H2V213H1ZM40 214H42V213L39 212V215H40ZM55 214L57 215L56 212H55ZM64 214H65V213H64ZM143 214H142L141 216H143V218H144V215H143ZM43 215H44V213H43ZM43 215H42V216L40 215V216L43 218ZM56 215H55V216H56ZM70 215H71V214H70ZM84 215L86 216L85 213H84ZM84 215H83V216H84ZM105 215H106V214H105ZM37 216H38V215H37ZM40 216H39V217H40ZM48 216H49V215H48ZM72 216H73V215H72ZM101 216H102V214H101ZM122 216H123V214H122ZM124 216H125V215H124ZM33 217H34V216H33ZM39 217H37V218H39ZM49 217H51V216H49ZM52 217H53V216H52ZM57 217H58V216H57ZM70 217H71V216H70ZM86 217H87V216H86ZM105 217H107V216H105ZM10 218H11V217H10ZM15 218H16V217H15ZM46 218H47V216H46ZM93 218H94V217H93ZM102 218H103V217H102ZM121 218H122V217H121ZM123 218H124V217H123ZM30 219H31V218H30ZM50 219H51V218H50ZM55 219H56V217H55ZM58 219H59V218H58ZM72 219H73V218H72ZM31 220H32V219H31ZM36 220H38V219H36ZM43 220H44V219H43ZM47 220H49V219H47ZM53 220H54V218H53ZM74 220H76V217L74 218ZM77 220H78V219H77ZM103 220H104V219H103ZM141 220H142V219H141ZM19 221H20V220H19ZM40 221L43 222L42 220H40ZM136 221H137V220H136ZM15 222H16V221H15ZM25 222H26V221H25ZM51 222H52V220L50 221V223H51ZM62 222H63V220H62ZM62 222H61V223H62ZM18 223H19V222H18ZM43 223H44V222H43ZM84 223H85V222H84ZM87 223H88V221H87ZM136 223H137V222H136ZM47 224H48V223H47ZM53 224H54V223H53ZM53 224H52V226H53ZM58 224H59V222H58ZM58 224H57V225L54 224V225L57 227V226H59ZM75 224H76V223H75ZM13 225H14V224H13ZM15 225H16V224H15ZM40 225H41V224H40ZM40 225H39V226H40ZM48 225H49V224H48ZM48 225H47V226H48ZM69 225H70V224H69ZM77 225H78V224H77ZM50 226H51V225H50ZM55 226H54V227H55ZM82 226H83V225H82ZM6 227H7V226H6ZM16 227H17V226H16ZM20 227H21V226H20ZM28 227H29V226H28ZM37 227H38V226H37ZM42 227H43V226H42ZM42 227H41V229H42ZM120 227H121V226H120ZM7 228H8V227H7ZM48 228H49V227H48ZM51 228H52V227H51ZM80 228H81V227H80ZM30 229H31V228H30ZM43 229H44V227H43ZM57 229H59V228H57ZM140 229H141V228H140ZM16 230H17V229H16ZM49 230H50V228H49ZM54 230H56V229H54ZM54 230H52L51 233H53ZM80 230H81V229H80ZM151 230H152V229H151ZM43 231H44V230H43ZM46 231H47V230H46ZM72 231H73V230H72ZM90 231H91V230H90ZM90 231L87 230V232H90ZM19 232H20V231H19ZM19 232H18V233H19ZM62 232H63V231H62ZM83 232H84V230H83ZM101 232H102V231H101ZM104 232H105V231H104ZM16 233H17V232H16ZM22 233H23V231H22ZM55 233H56V232H55ZM60 233H61V232H60ZM64 233H65V232H64ZM90 233H91V232H90ZM4 234H5V233H4ZM62 234H63V233H62ZM62 234H61V236H62ZM83 234H85V233H83ZM24 235H25V234H24ZM68 235H69V234H68ZM76 235H77V234H76ZM101 235H102V234H101ZM139 235H140V234H139ZM10 236H11V235H10ZM27 236H28V235H27ZM64 236H65V235L63 234V237H64ZM83 236H84V235H83ZM38 237H39V236H38ZM75 237H76V236H75ZM75 237H74V238H75ZM147 238H148V237H147ZM8 239H9V238H8ZM64 239H65V237H64ZM72 239H73V238H72ZM97 239H98V238H97ZM22 240H23V239H22ZM32 240H33V239H32ZM61 240H62V239H61ZM61 240H60V243H61ZM70 240H71V239H70ZM92 240H93V239H92ZM6 241H7V240H6ZM27 241H28V240H27ZM62 241H63V240H62ZM86 241H87V240H86ZM165 241H166V240H165ZM35 242H36V241H35ZM35 242H34V243H35ZM73 242H74V240H73ZM15 243H16V242H15ZM37 243H38V242H37ZM48 243H49V242H48ZM48 243H47V244H48ZM91 243H92V242H91ZM94 243H95V242H94ZM32 244H33V243H32ZM41 245H42V244H41ZM7 246H8V245H7ZM50 246H51V245H50ZM2 247H3V246H2ZM4 247H5V246H4ZM36 247H37V246H36ZM42 247H43V246H42ZM70 247H71V246H70ZM149 247H150V245H149ZM20 248H21V247H20ZM56 248H57V247H56ZM61 248H62V247H60V249H61ZM15 249H16V248H15ZM57 249H58V248H57ZM69 249H70V248H69ZM161 249H162V248H161ZM165 249H166V248H165ZM169 249H170V248H169ZM29 251H30V250H29ZM36 251H37V250H36ZM49 253H50V252H49ZM42 255H43V254H42ZM57 255H58V254H57ZM11 256H12V255H11ZM13 256H14V255H13ZM17 256H19V255H17ZM17 256H16V257H17ZM39 256H40V254H39ZM46 256H47V255H46ZM53 256H54V255H53ZM69 256H70V255H69ZM16 257H15V258H16ZM4 258H5V257H4ZM32 258H33V257H32ZM34 258H35V257H34ZM43 258H44V255H43ZM47 258H48V257H46V259H47ZM2 259H3V258H2ZM16 259H17V258H16ZM44 259H45V258H44ZM46 259H45V261H48V259H47V260H46ZM69 259H70V258H69ZM5 261H6V260H5ZM7 262H8V260H7ZM49 262H50V261H49ZM55 262H56V260H55ZM44 263H46V262H44ZM35 264H36V263H35ZM49 264H50V263H49ZM58 264H59V263H58Z\"/></svg>",
	"mask_w": 264,
	"mask_h": 264
}]
</instances>
